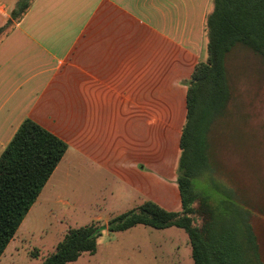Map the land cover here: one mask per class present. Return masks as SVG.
<instances>
[{"label":"crops","instance_id":"obj_1","mask_svg":"<svg viewBox=\"0 0 264 264\" xmlns=\"http://www.w3.org/2000/svg\"><path fill=\"white\" fill-rule=\"evenodd\" d=\"M18 1L0 0V153L25 119L67 144L61 161L72 152L98 161L100 146L115 167L126 140L131 155L139 150L137 136L160 155L180 152L186 82L203 59L213 0H33L13 20ZM161 157L136 162L145 169L168 159ZM135 175L144 177L135 190L161 198L153 190L166 188L162 180Z\"/></svg>","mask_w":264,"mask_h":264},{"label":"trees","instance_id":"obj_2","mask_svg":"<svg viewBox=\"0 0 264 264\" xmlns=\"http://www.w3.org/2000/svg\"><path fill=\"white\" fill-rule=\"evenodd\" d=\"M32 1L19 0L12 19H21ZM205 33L204 58L186 82L177 169L181 210L146 201L106 224L69 229L41 264H68L82 255H95L103 230L118 233L136 226L183 230L193 264H264V203L244 198L238 189L212 176L217 169L211 163L210 142L213 125L226 114L232 99L227 57L244 48L264 60V0H213ZM67 149L63 140L25 119L0 153V258ZM198 179L206 185L198 187L194 183Z\"/></svg>","mask_w":264,"mask_h":264},{"label":"rangeland","instance_id":"obj_3","mask_svg":"<svg viewBox=\"0 0 264 264\" xmlns=\"http://www.w3.org/2000/svg\"><path fill=\"white\" fill-rule=\"evenodd\" d=\"M227 71L232 99L226 114L211 130V163L213 170L217 169L212 176L228 188L238 189L244 198L264 203V60L237 48L227 57ZM134 139L139 150L131 155L132 140H126L129 150L123 159L114 161L115 167L99 157L100 146H94L98 161H90L78 152L69 154L71 161H61L1 256L0 264H41L55 252L69 229L93 222L106 224L115 215L146 201L180 211V198L178 202L174 196L179 195L180 152L166 148L160 155L148 148V137L143 141L139 136ZM161 156L168 158L162 165L142 169L143 165L136 162L139 157H151L157 163ZM134 172H145L152 181L162 180L166 188L161 187V191L159 185H153L155 197L160 194L161 198L154 200L152 190H135L132 184L144 177L138 179ZM194 183L198 187L206 185L199 179ZM186 243L188 236L178 228L137 226L118 233L103 230L95 255L85 254L68 264H193L192 257L184 254Z\"/></svg>","mask_w":264,"mask_h":264}]
</instances>
